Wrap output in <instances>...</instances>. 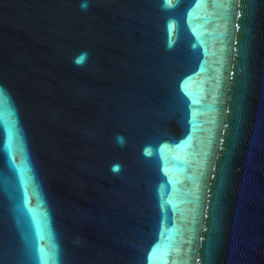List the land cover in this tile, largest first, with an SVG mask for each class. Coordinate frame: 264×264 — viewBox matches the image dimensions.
<instances>
[{
	"label": "water",
	"instance_id": "1",
	"mask_svg": "<svg viewBox=\"0 0 264 264\" xmlns=\"http://www.w3.org/2000/svg\"><path fill=\"white\" fill-rule=\"evenodd\" d=\"M0 90V264H264V0H0Z\"/></svg>",
	"mask_w": 264,
	"mask_h": 264
},
{
	"label": "snow or ice",
	"instance_id": "2",
	"mask_svg": "<svg viewBox=\"0 0 264 264\" xmlns=\"http://www.w3.org/2000/svg\"><path fill=\"white\" fill-rule=\"evenodd\" d=\"M166 2H167V0H166ZM77 62L79 63V62H80V60L78 59V60H77ZM0 91H2V90H0Z\"/></svg>",
	"mask_w": 264,
	"mask_h": 264
}]
</instances>
